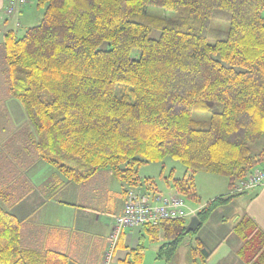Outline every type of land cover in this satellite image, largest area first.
<instances>
[{
  "label": "trees",
  "instance_id": "16d2710c",
  "mask_svg": "<svg viewBox=\"0 0 264 264\" xmlns=\"http://www.w3.org/2000/svg\"><path fill=\"white\" fill-rule=\"evenodd\" d=\"M36 5L39 26L21 37L5 33V76L31 126L30 147L67 182L108 171L127 190H140L154 183L141 181L139 168L170 158L188 173L172 179L173 188L194 199L195 174L224 177L230 189L264 162V0ZM156 8L175 17L152 13ZM239 195L199 209V228ZM1 199L0 192V264H68L64 255L23 248L20 222ZM186 225L183 218L144 227L151 239L162 231L168 240L157 259L169 262L195 234H184ZM232 231L240 259L264 264V232L256 223L243 216ZM196 241L191 264H203L212 252ZM141 256L140 247L127 263L139 264Z\"/></svg>",
  "mask_w": 264,
  "mask_h": 264
},
{
  "label": "crops",
  "instance_id": "0c3cea01",
  "mask_svg": "<svg viewBox=\"0 0 264 264\" xmlns=\"http://www.w3.org/2000/svg\"><path fill=\"white\" fill-rule=\"evenodd\" d=\"M5 1L0 0L1 206L20 222V240L23 248L64 255L68 264H102L113 229V220L123 212L127 187L108 171L97 172L83 184L69 183L42 162L30 147L33 132L21 105L9 94L3 59L5 33L18 28L19 19L27 4L9 17L5 14ZM139 179L152 180L149 176H139ZM172 179L170 178L171 181ZM147 185L140 186L145 195H160L154 184ZM213 185L217 183L214 182ZM168 186L172 196L178 195L172 185ZM225 190L227 194L219 191L211 197L228 196V184ZM251 194V197H247ZM239 196H245L246 202L233 214L231 225L226 227L228 221L224 216L221 217L220 223L219 219L216 222L220 226L216 227V231L212 230L214 235L208 236L205 229L197 230L198 233L194 232L197 233L196 237L184 238L174 258L169 262L157 259V248L156 262L191 264L192 242L194 244L199 240L207 251L212 252L203 264H245L238 256L241 241L232 229L239 218L248 216L264 232V187ZM236 197L228 205L216 209L212 215H219L225 208L233 206ZM192 200L197 201V195ZM201 208L188 207L190 215L185 218L186 221L188 222V218L196 215ZM212 218L208 221L209 224H212ZM144 227L121 231L109 264H128L132 251L140 247L143 254L145 248L142 243L151 237ZM166 242L168 240L162 244Z\"/></svg>",
  "mask_w": 264,
  "mask_h": 264
},
{
  "label": "rangeland",
  "instance_id": "374dc122",
  "mask_svg": "<svg viewBox=\"0 0 264 264\" xmlns=\"http://www.w3.org/2000/svg\"><path fill=\"white\" fill-rule=\"evenodd\" d=\"M36 4H37V0H29V3H27V6L21 18L19 19L20 21L19 27L14 28L18 37L23 36V34L28 28L35 26L40 21L42 17V10L39 9ZM152 13L159 15H162L163 13L167 17H175V14L173 12H167L157 8L152 9ZM151 37L156 38L157 33L153 32ZM138 176H140L141 178H144L145 176H149L152 179L154 186L157 188L159 194L162 195L163 197H170L172 196L171 192H169L170 187L168 186V185H172V181L170 180V178L182 179L184 177H188V173H186L185 168L178 161H175L170 158H166L162 163H152L141 166L138 170ZM193 182H194L195 193L197 195V201H193L191 198L178 194L179 197H181V199L184 201L185 207H187L186 210H188V207L189 208L204 207L209 200L212 201L214 200V198H216L211 196H214V194H216L219 191L223 194H227L225 188L228 184V181L224 177L212 175V174H206V173H197L193 177ZM214 182L217 183V185L214 186L213 185ZM228 193L230 195L232 194L231 188L229 189ZM219 194L220 193H218L217 196H219ZM233 195H237V194H233ZM251 196L252 194L248 195L247 197H251ZM245 202H246L245 196L236 197L233 203V206L236 205L234 208L231 205L227 209L225 208V210H222L220 212V214L223 212L221 215L219 214L213 216L211 214L210 219L214 217L212 218L213 220H211L212 224H209L208 221H210V219H207L203 223V225L199 228L201 229L200 231L205 229L206 234L208 236L210 234L214 235L212 233V230L216 231V227L218 228L220 226V224L218 225L216 222H218L219 219V223H220V221L222 220L221 217L224 216L227 218L228 221L226 227L227 225L228 226L231 225L233 214L235 213V211L240 210L241 206H243V203ZM196 234H192L191 236L188 237L191 238L196 237L195 236ZM165 241H167V239L165 238L164 233H162V231H160L157 239L146 238L145 241L142 243V246L145 249L143 250V254H142L143 256H141L142 258L140 264H161L159 262H156L155 260L156 250L157 248L162 246L163 245L162 243ZM186 244L187 242L185 243V245ZM192 247H196L195 242L194 244L192 242ZM205 250H207L206 247ZM178 256L181 258L180 254ZM197 261H199V257H197Z\"/></svg>",
  "mask_w": 264,
  "mask_h": 264
},
{
  "label": "built area",
  "instance_id": "2783aa9c",
  "mask_svg": "<svg viewBox=\"0 0 264 264\" xmlns=\"http://www.w3.org/2000/svg\"><path fill=\"white\" fill-rule=\"evenodd\" d=\"M27 2L28 0H6L5 14L9 17L13 16ZM17 26L19 27V25ZM262 187H264V162L254 169L245 180L233 185L231 193L242 194ZM189 215L184 201L178 195L163 197L154 194L147 196L138 189L127 190L123 212L113 220V229L109 235V243L102 264H109L122 230L143 226L155 227L165 221L183 219Z\"/></svg>",
  "mask_w": 264,
  "mask_h": 264
},
{
  "label": "water",
  "instance_id": "95a60500",
  "mask_svg": "<svg viewBox=\"0 0 264 264\" xmlns=\"http://www.w3.org/2000/svg\"><path fill=\"white\" fill-rule=\"evenodd\" d=\"M37 26H39V24ZM200 224L201 223L197 216L194 215L190 217L187 222V225L185 226L184 234L194 233L199 228Z\"/></svg>",
  "mask_w": 264,
  "mask_h": 264
}]
</instances>
